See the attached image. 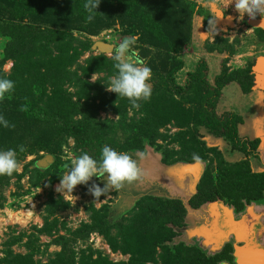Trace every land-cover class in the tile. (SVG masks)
<instances>
[{
  "label": "rangeland",
  "instance_id": "rangeland-1",
  "mask_svg": "<svg viewBox=\"0 0 264 264\" xmlns=\"http://www.w3.org/2000/svg\"><path fill=\"white\" fill-rule=\"evenodd\" d=\"M85 2L0 0V78L15 85L0 100V114L11 125L2 132L9 148L40 149L18 148L17 170L0 176V264H217L223 257L209 259L173 235L180 211L183 216L179 201L148 196L132 207L120 204L116 189L97 201L88 188L103 187L106 180L95 177L72 194L56 188L70 163L64 149L96 159L105 145L130 154L156 149L165 162L195 165L197 203L219 198L241 212L250 203L258 205L264 150L248 160L225 155L229 137L203 111L205 85L187 74L202 53H213L212 59L220 54L218 77L251 88L258 75L253 67L264 61V29L254 24L264 11L240 17L230 0H100L88 22ZM117 22L121 31L114 30ZM50 27L67 32L59 44L52 42ZM130 35L139 37L137 50L152 69V95L139 101V108L107 90L116 71L113 50L102 53L95 46L102 41L114 49ZM176 44L181 49L174 53ZM18 51L21 60L31 61L29 67L14 69ZM175 61L181 66L170 84L168 71ZM15 97L17 110L11 108ZM25 128L29 134L18 140L17 132ZM31 134L38 139L35 145ZM213 136H220V146L210 142ZM5 142L0 148L6 150ZM131 145L135 148L128 150ZM249 148L255 151L256 145Z\"/></svg>",
  "mask_w": 264,
  "mask_h": 264
},
{
  "label": "clouds",
  "instance_id": "clouds-1",
  "mask_svg": "<svg viewBox=\"0 0 264 264\" xmlns=\"http://www.w3.org/2000/svg\"><path fill=\"white\" fill-rule=\"evenodd\" d=\"M100 0H86L85 10L88 12L87 21L91 22L96 13ZM240 17L245 12L250 17L257 13L261 16L264 11V0H230ZM115 31H121L119 23L115 25ZM137 35H130L120 39L112 52L115 74L110 77L106 88L118 96L126 98L133 108H139V101H148L152 95V85L149 82L152 77V69L145 58H142L137 50ZM14 81L0 78V100L6 94L14 90ZM9 121L0 114V127L8 128ZM19 151H25L24 146H19ZM65 158L70 162L66 174L60 177L57 192L72 194L77 185H87L93 178L105 181L103 187L93 183L88 188L89 193L99 201L110 189H120L125 183L137 181L142 176V170L138 166L137 158H143L144 153L130 154L117 151L105 145L100 151L99 159L91 157L86 152L75 154L64 149ZM134 155L136 158H134ZM198 159V157H196ZM18 168L17 150L13 148H0V176H11Z\"/></svg>",
  "mask_w": 264,
  "mask_h": 264
},
{
  "label": "crops",
  "instance_id": "crops-1",
  "mask_svg": "<svg viewBox=\"0 0 264 264\" xmlns=\"http://www.w3.org/2000/svg\"><path fill=\"white\" fill-rule=\"evenodd\" d=\"M198 25L199 23L196 22V26ZM196 30L201 31L199 26ZM202 54L200 56L203 57L198 58V60L204 59L206 62V77L210 84L214 85V78L220 72L221 61L224 57L219 54L218 57H213L215 59H212L211 56L214 55L213 53ZM246 60L247 58H244V62ZM241 62L242 61H240L239 66H242ZM239 66L233 68H239ZM253 69L258 72V75L254 77V85L251 86L249 90H243L240 82L237 80L225 82L220 86V97L215 103V108L219 115L226 112L234 113L237 119L236 131L238 136L240 138L249 139L250 141L259 139L261 142L259 150L261 151L264 150V61H258ZM205 140L209 142L208 137L205 138ZM210 140V142L216 145L220 144L218 138L214 137L210 138ZM154 152L150 151L148 154L144 155L143 158H137L138 162H140H137L138 166L143 171L139 180L132 183H125L120 189H116V192L120 195L124 204L132 206L146 193L159 194L163 192L168 193L170 191L172 194H176L177 197L187 198L195 192L194 183L196 181L197 171L193 170V164H189L185 161H176L166 165L161 162L160 153L153 158L151 157ZM132 154L136 153L132 152ZM224 154L229 157L237 156V158L241 155L237 151H232L230 146L227 150H224ZM134 158H136L135 155ZM187 179H189L190 182L188 187H185ZM167 187H176L178 190H167ZM208 205H211L210 208L213 209L219 207L214 203Z\"/></svg>",
  "mask_w": 264,
  "mask_h": 264
},
{
  "label": "flooded vegetation",
  "instance_id": "flooded-vegetation-1",
  "mask_svg": "<svg viewBox=\"0 0 264 264\" xmlns=\"http://www.w3.org/2000/svg\"><path fill=\"white\" fill-rule=\"evenodd\" d=\"M227 113H232V112H226L221 115H225ZM232 114L234 115V113ZM234 119H235L234 121H235V129H236L237 119L235 115H234ZM221 135L227 136L222 133ZM213 137L218 138V141L220 139L219 138L220 136L219 137L213 136ZM238 139L240 143H243L245 145V151L249 153L233 149L232 141L230 138H229L230 141L229 140L227 141L228 148L230 146L232 151L239 152V154H241L240 156L243 157V160H248L247 158L249 157L257 158V155L260 154L258 153L260 152L259 150L260 143H261L260 140L255 139L253 141H250L249 139L240 138L239 136H238ZM251 144L256 145L255 151L249 148ZM215 146H218V145L215 144ZM154 151L155 153H153V156H151L152 158L159 153V151L156 149H154ZM160 157H161V162L163 164L168 165V164L173 163V162L171 163L165 162L163 160L164 157L162 155ZM262 168H264V166H262ZM189 182L190 180L187 179V183L185 182V187H188ZM173 189L178 190V188L176 187L168 188L167 190H173ZM195 189L197 190L196 187ZM196 190L195 192H193V194L189 195L187 198L177 197L176 194H172L169 191L171 194L169 192L168 193L163 192L159 194L146 193V194H143V196H141L140 199L146 198L148 196H159V197H163L164 199L174 200L177 202L179 201L182 205L181 209H183V216L180 211L179 214L182 217V220H181V223L175 227L176 228L175 231L177 233L173 235L180 237L181 241L183 242L191 243L195 245V248L197 249L199 248L202 249L207 255V258L209 259H217V258L223 257L222 260L215 261V263L217 264H222V263L235 264L234 245L236 241L231 234L225 237L223 236L227 232V229H226L227 227L225 226V219H227V221L228 220H234V221L243 220V218L245 220H250L251 221L250 223L252 225L251 230L253 231L252 240H255L260 243L261 239L264 237V193L262 197L258 199V202H260L258 205L250 203L249 205L245 207L244 211L241 212V210L237 211L234 207L228 205L227 203L223 202L219 198L209 199V200H206L205 202L197 203L195 199L196 198L195 195L197 194ZM185 201L188 203L187 206H185V203H186ZM211 203H214L215 205L219 207H217L216 209L210 208L211 205H208V204H211ZM257 206L261 208L258 209ZM249 208L251 209L250 211H248ZM241 244H242L241 242L240 243L237 242L236 245H241ZM260 245L264 247V244L261 243ZM227 248H229L228 252H227L228 250Z\"/></svg>",
  "mask_w": 264,
  "mask_h": 264
},
{
  "label": "trees",
  "instance_id": "trees-1",
  "mask_svg": "<svg viewBox=\"0 0 264 264\" xmlns=\"http://www.w3.org/2000/svg\"><path fill=\"white\" fill-rule=\"evenodd\" d=\"M33 6H35V5H33ZM54 14H56V13H54ZM153 26H154V24H153ZM52 27H50L47 30V32L51 31V33H53L52 42L54 44H57V43L59 44L60 42H62L63 37L65 35H67V32H63L62 30H59V29H53ZM152 28L153 29H151V30H154V32H155V28L154 27H152ZM36 33H41V32L37 31ZM171 49H172V52L176 53V52H179L180 51L181 47L178 44H176V45H172L171 46ZM16 55H17V60L18 61L15 62L14 69L17 66H19L20 68L29 67L30 66V63H31L30 60H25L26 58L22 59L24 61L21 60V58H20V57H22L21 51H18ZM92 66L94 67V70L96 68L97 69L99 68L98 64L96 66V63L95 62L93 63ZM180 66H181V62L180 61H177V63H176V61H175L174 62V65H172V67L169 69L168 75L170 76V80H169L170 84H174V81H173V79L171 77L174 74V72ZM90 69L91 68H89V70ZM20 73L21 74H19V77L24 74L23 73V70ZM220 74H221V70H220L219 74L216 75L215 78H214V85L213 84H210V82L208 81V79L206 77L207 76V64L204 61V59H200L198 61V63L196 64V66L194 68V71L192 73H188L187 75L188 76H191V77H194L195 79H197V78L200 79L201 78L202 79V82L205 85V90H204V99H205V101H204V105H203V107H204L203 108V111H204V114H205L207 120L210 122V124L216 126L222 132V134L227 135L231 139V141H232V148L233 149L240 150L242 152L249 153V152L245 151V145L243 143H240L239 142V139H238V136H237V133H236V129H235V121H234L235 119H234V115L232 113H227V114L223 115L222 117H218L217 115H215V112H214L215 109H216L215 108L216 107L215 103L217 102V100L220 97V91H219L220 90V86H222L225 83L222 80V78L220 79V77H218V76H220ZM84 75L87 76V74H85V72H84ZM241 87H242L243 90H249L250 89L249 87L248 88H244L243 85H241ZM11 108H14L15 110H17V108H19V98L15 97V99L11 103ZM10 112L11 113H9L8 115H17V114L20 113L19 111H17V112L10 111ZM57 112H58V114H61V115L63 114V112H61L59 110ZM66 116H68V115H66ZM65 118L67 120L69 119V117H65ZM223 118H225V119H223ZM146 119H149V118H146ZM4 129L5 128L0 127V144H1V142H3V140L5 142V140L8 138V137H6V138L4 137V133L2 132V131H4ZM29 131H30V129L25 128L24 130L17 132L18 135H19L18 136V140H20V138L24 134H29ZM31 138L34 139V140H31V141L35 145V142H36V139L37 138L34 135H32V134H31ZM3 144L7 148H9V146H10V142H5ZM19 146L20 145H11V148L17 150L19 148ZM40 146H42V148H41L42 150H46L47 149L45 145H40ZM132 148H135V146L134 145L129 146L128 150H130ZM38 150H40V149H37L36 148V145L35 146H32L31 145L29 151H25V153L26 152H30V153L33 152L34 153V152H37Z\"/></svg>",
  "mask_w": 264,
  "mask_h": 264
},
{
  "label": "water",
  "instance_id": "water-1",
  "mask_svg": "<svg viewBox=\"0 0 264 264\" xmlns=\"http://www.w3.org/2000/svg\"><path fill=\"white\" fill-rule=\"evenodd\" d=\"M254 24L264 29V18L257 20L254 22ZM95 46L102 53H110L113 50V46L111 44L102 41L96 42ZM45 159L48 160L49 158L46 157ZM194 166L195 165L192 167ZM120 204H124V201H122L121 198ZM250 210L251 209L249 208L248 211ZM243 220L246 221L244 218ZM243 220L227 221V219H225L227 232L223 236L225 237L231 234L236 241L234 245L235 264H264V247H262L257 241L252 240L253 231L251 230V223H249V225L246 227L241 226V224L244 222ZM237 242H241L242 244L236 245Z\"/></svg>",
  "mask_w": 264,
  "mask_h": 264
},
{
  "label": "bare ground",
  "instance_id": "bare-ground-1",
  "mask_svg": "<svg viewBox=\"0 0 264 264\" xmlns=\"http://www.w3.org/2000/svg\"><path fill=\"white\" fill-rule=\"evenodd\" d=\"M251 221L250 220H246V221H244L242 224H241V226H247V225H249V223H250Z\"/></svg>",
  "mask_w": 264,
  "mask_h": 264
}]
</instances>
